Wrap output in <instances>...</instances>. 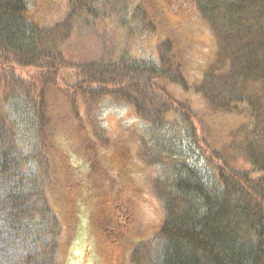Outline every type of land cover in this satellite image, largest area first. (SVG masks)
I'll return each instance as SVG.
<instances>
[{
    "label": "trees",
    "instance_id": "obj_1",
    "mask_svg": "<svg viewBox=\"0 0 264 264\" xmlns=\"http://www.w3.org/2000/svg\"><path fill=\"white\" fill-rule=\"evenodd\" d=\"M112 2L155 59L65 53ZM66 4L0 0V264H264V0ZM119 104L142 126H102Z\"/></svg>",
    "mask_w": 264,
    "mask_h": 264
},
{
    "label": "rangeland",
    "instance_id": "obj_2",
    "mask_svg": "<svg viewBox=\"0 0 264 264\" xmlns=\"http://www.w3.org/2000/svg\"><path fill=\"white\" fill-rule=\"evenodd\" d=\"M53 1L54 3L48 4L47 0H34V3H36L37 6L39 4L38 17L40 20L38 19V21L40 25H52L63 16L67 0ZM58 1H61L66 5L64 8L59 7L57 11H52V9H55V4ZM118 6L116 2H112L108 9H104L106 12V18L104 19H108V22L106 20L98 19L96 21L87 20L85 23H78V29L75 28L72 38H70L64 46L65 53H67V55L73 60L85 61L87 59L106 56L113 52L116 48L124 46L127 51L138 57L155 59V40L153 37L146 34H138L135 30H126L123 31L126 33H123L117 29L118 21L116 16L118 14H116V8ZM109 15H111L110 19L108 17ZM176 100L179 102L182 101V98H177ZM188 105L192 106V108L198 113L200 112L198 107H196V109L193 107L192 102L189 101ZM99 119L102 126H104L108 131L112 130L116 126L129 128H139L142 126L135 118L131 110L121 104L113 105L104 109ZM210 121L213 125L209 124L208 130L206 128V132L208 134V132L212 130L213 134L208 135V139L214 137L215 130H217V134L222 131L229 134L236 128L237 125L244 122L242 118L237 119L232 114H212L210 115ZM221 141L225 143L227 139L222 138ZM214 144L217 146V143ZM181 149L186 155H188L191 162H195L197 160L198 150L195 146L193 147L191 143L188 141L182 142ZM196 164L197 166H201L203 162L199 160ZM207 167L206 172L209 174L210 172ZM245 169L251 171L249 166H245ZM257 174L258 172H251L252 177H255ZM86 260L88 261V264H94L92 259H88L86 257ZM119 262L120 261L118 259H115L114 261L115 264ZM71 264H80V261L74 258ZM122 264L125 263L122 262Z\"/></svg>",
    "mask_w": 264,
    "mask_h": 264
}]
</instances>
